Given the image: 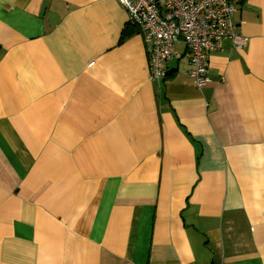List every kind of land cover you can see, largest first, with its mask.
<instances>
[{"label":"crops","instance_id":"1","mask_svg":"<svg viewBox=\"0 0 264 264\" xmlns=\"http://www.w3.org/2000/svg\"><path fill=\"white\" fill-rule=\"evenodd\" d=\"M231 1L198 90L117 0H0V264H264V0Z\"/></svg>","mask_w":264,"mask_h":264},{"label":"built area","instance_id":"2","mask_svg":"<svg viewBox=\"0 0 264 264\" xmlns=\"http://www.w3.org/2000/svg\"><path fill=\"white\" fill-rule=\"evenodd\" d=\"M139 26L150 45L149 78L166 75L165 63L181 57L183 44L189 52V74L201 90L210 82L208 56L224 39L242 49L247 38L235 32L237 9L231 0H117Z\"/></svg>","mask_w":264,"mask_h":264}]
</instances>
